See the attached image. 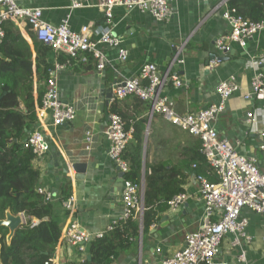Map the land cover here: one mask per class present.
I'll use <instances>...</instances> for the list:
<instances>
[{
	"label": "crops",
	"instance_id": "crops-1",
	"mask_svg": "<svg viewBox=\"0 0 264 264\" xmlns=\"http://www.w3.org/2000/svg\"><path fill=\"white\" fill-rule=\"evenodd\" d=\"M16 1L23 6L42 8L44 19L52 24H59L70 13V26L76 31L89 23L104 28L111 26L129 51L128 61L123 62L116 48L100 45L107 59L103 71L97 70L95 59L90 56L87 63L71 60L66 69L60 72V99L75 104L77 117L71 123L52 128L56 139L50 141L48 153L33 163L41 171L38 186L52 191L55 199L60 198L67 183L71 184V197L76 200V220L82 229L92 234L106 230L108 225L119 219L124 209L122 171L108 157L110 141L106 131L114 101L119 104L128 126L133 125L135 128L138 120L145 119L141 179L144 195L145 175L151 174L153 166H161L163 183L169 182L171 187H175L181 182L183 189L191 193L198 189L192 170L193 160H200V172L211 180L216 179L200 151L201 142L198 138L160 115L151 116L149 104L142 100L144 104L139 105L135 95L114 100L113 84L121 77L137 76L150 63L156 64L160 72L164 73L176 53L172 43L184 45L180 55L184 62L175 64L171 69L181 77L183 84L179 88L171 83L164 88L176 112H197L217 103L218 84L225 79L235 78L240 89L228 100L225 111L216 122V128L221 137L236 145L239 153L261 160L259 131L264 124V109L260 108L258 102L246 101L243 95L249 90L253 75L256 72L264 74V62L262 65L252 62L253 56L264 51V32L256 35L244 48L232 44L229 53H218L216 42L229 31V24L222 18L223 7L213 13L210 8L221 0H211L209 3L176 0L172 3L173 14L165 22L157 21L149 13L139 10L127 13L123 7H116L112 23L105 19L104 9L99 6L100 0H89L86 7L72 12L70 0ZM16 27L20 37L30 46L35 64L34 32L29 25ZM55 58L51 49L48 60L54 64ZM59 58L61 63L68 60L63 53ZM33 82L32 98L36 112L45 91V83L39 81L35 73ZM41 87L43 92L40 91ZM110 95L112 97L108 99ZM105 101L109 103L103 108ZM21 107L26 111L23 104ZM252 110L256 112V121L248 126L245 123L246 113ZM133 142L134 138L129 144ZM74 164L86 165L82 177L77 178L76 171L72 169ZM59 207L62 211L66 210L63 204ZM203 213L202 204L194 197L189 198L177 212L167 210L148 231L144 232L142 228L139 235L121 250L113 264H162L165 257L184 248L186 234L200 227ZM244 214L250 219V233L257 237L253 244L243 241L246 261H240L241 248L233 247L231 237H228L220 246L216 264H264V215L251 211H245ZM67 216L61 217L62 224ZM158 248L161 249L159 252ZM78 262L80 255L76 250L64 247L60 264Z\"/></svg>",
	"mask_w": 264,
	"mask_h": 264
},
{
	"label": "built area",
	"instance_id": "built-area-1",
	"mask_svg": "<svg viewBox=\"0 0 264 264\" xmlns=\"http://www.w3.org/2000/svg\"><path fill=\"white\" fill-rule=\"evenodd\" d=\"M89 0H70L71 12L84 8ZM176 0H100L105 19L112 23L114 9L123 7L127 13L134 10L151 14L157 21L165 22L173 14L172 3ZM191 1V0H190ZM206 3L211 0H192ZM230 0H221L210 8L211 13L223 7L222 18L229 24V31L216 42V49L220 54H227L232 44L246 47L256 35L264 32V18L252 20L242 14H237L229 5ZM71 14L66 15L59 24H52L44 19V12L39 7H27L16 0H0V42L4 36L3 24L10 21L16 26L29 25L38 41L48 45L55 53L54 66L49 70V78L45 83V91L36 108L37 125L28 139L38 158L50 150V141L56 139L52 133L53 127H59L73 122L77 117L75 104L66 103L60 99L58 77L65 70L71 60L87 63L92 56L98 71H103L107 59L100 45H108L118 50L121 61H128L129 51L122 45L121 37L113 32L111 26L103 27L94 23L82 26L78 31L70 26ZM174 58L167 70L161 73L156 64L144 66L137 76L121 77L113 84L114 100L128 96H138L150 106V114L160 115L166 120L186 131L201 142L200 151L212 170L215 180L209 179L198 169L197 163L192 164L194 179L198 184L196 192L182 191L176 194L168 205L171 212H177L189 198H195L204 208L200 227L186 234L185 246L182 250L167 256L162 264H216L215 259L220 251L222 242L231 237L233 247L241 248L240 261H246V251L242 248L243 241L253 244L257 237L249 231L250 219L244 214L251 211L264 215V124L259 131L261 138L259 151L261 160L253 156H246L238 152L236 145L227 138L221 137L216 128L219 116L225 111L226 104L240 89L235 78L221 81L217 88L219 101L197 112L179 114L174 109L172 100L164 93L168 84L181 87L183 80L171 71L175 64L183 63L180 57L183 46H176ZM66 54L65 63L59 61L60 54ZM252 62L262 65L264 51L252 57ZM246 101L258 102L264 109V74L256 72L250 83L249 90L243 95ZM256 121V112L246 113V125ZM135 128L128 126L118 113H110L106 131L110 146L108 157L115 162L124 174L128 171L127 161L123 158L124 151L134 138ZM72 169L74 167L72 165ZM38 192L46 202L55 199L52 191L38 186ZM124 209L118 220L95 234L82 229L76 220L74 197L63 202L69 211L66 221L62 224L61 235L55 253L45 264H60L64 247H71L80 255V262L89 258V246L93 240L102 238L113 230L120 221L130 217L143 218L144 188L143 183H136L124 177L122 192ZM264 241V236L262 237ZM161 249L158 248V252Z\"/></svg>",
	"mask_w": 264,
	"mask_h": 264
},
{
	"label": "trees",
	"instance_id": "trees-1",
	"mask_svg": "<svg viewBox=\"0 0 264 264\" xmlns=\"http://www.w3.org/2000/svg\"><path fill=\"white\" fill-rule=\"evenodd\" d=\"M229 5L237 14L252 20L264 18V0H230ZM3 29L4 36L0 42V219L10 209L13 214H24L27 222L15 232L9 244L6 239L8 229H0V264H45L55 253L59 242L61 217L69 213L68 210L62 211L59 206L72 196L71 184L67 183L60 198H56L57 201L44 200L37 190L41 171L33 165L38 157L27 144L29 133L37 123L32 98L34 73L39 81L46 83L54 64L48 60L51 52L48 45L34 38V64L32 50L20 37L17 27L5 21ZM40 91L43 92L42 87ZM137 98L138 104L143 105L142 100ZM22 104L26 111H23ZM110 112L120 114L125 120L117 101L112 103ZM145 129V119L135 123L134 142L127 145L123 154L129 168L125 177L136 183H141L142 179ZM194 163L198 164L200 160H193ZM162 179L160 165L153 166L151 174L145 175V210L142 220L130 217L120 221L104 237L92 241L89 258L71 264H113L121 250L139 235L142 228L146 232L157 223L161 214L169 209V200L184 191L181 182L171 187L169 182L165 184Z\"/></svg>",
	"mask_w": 264,
	"mask_h": 264
},
{
	"label": "water",
	"instance_id": "water-1",
	"mask_svg": "<svg viewBox=\"0 0 264 264\" xmlns=\"http://www.w3.org/2000/svg\"><path fill=\"white\" fill-rule=\"evenodd\" d=\"M112 96H108V99ZM1 102V99H0ZM108 101H105L104 104H102V107L105 108V106L108 104ZM109 117V115H108ZM74 170L77 173V178L82 177V175L86 171V165L85 164H74L73 165ZM124 172H121V180L124 184ZM144 187V186H143ZM26 224L25 215L24 214H13L10 209H7L5 212V217L3 219H0V229L2 227H5L8 229L9 233L6 237L7 243L9 244L11 242V239L15 235V232L22 228ZM0 240H1V233H0ZM1 252H2V245L0 243V259H1Z\"/></svg>",
	"mask_w": 264,
	"mask_h": 264
},
{
	"label": "rangeland",
	"instance_id": "rangeland-1",
	"mask_svg": "<svg viewBox=\"0 0 264 264\" xmlns=\"http://www.w3.org/2000/svg\"><path fill=\"white\" fill-rule=\"evenodd\" d=\"M25 220H26V222H27V218L25 217Z\"/></svg>",
	"mask_w": 264,
	"mask_h": 264
},
{
	"label": "clouds",
	"instance_id": "clouds-1",
	"mask_svg": "<svg viewBox=\"0 0 264 264\" xmlns=\"http://www.w3.org/2000/svg\"><path fill=\"white\" fill-rule=\"evenodd\" d=\"M144 188V187H143Z\"/></svg>",
	"mask_w": 264,
	"mask_h": 264
}]
</instances>
